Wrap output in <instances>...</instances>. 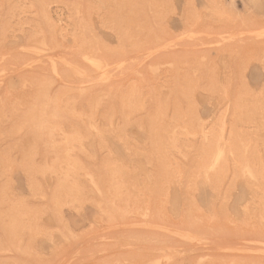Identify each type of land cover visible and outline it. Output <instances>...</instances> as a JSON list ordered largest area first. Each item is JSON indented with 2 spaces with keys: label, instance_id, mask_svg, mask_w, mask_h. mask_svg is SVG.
<instances>
[{
  "label": "rangeland",
  "instance_id": "374dc122",
  "mask_svg": "<svg viewBox=\"0 0 264 264\" xmlns=\"http://www.w3.org/2000/svg\"><path fill=\"white\" fill-rule=\"evenodd\" d=\"M263 199L264 0H0V264H264Z\"/></svg>",
  "mask_w": 264,
  "mask_h": 264
},
{
  "label": "bare ground",
  "instance_id": "6f19581e",
  "mask_svg": "<svg viewBox=\"0 0 264 264\" xmlns=\"http://www.w3.org/2000/svg\"><path fill=\"white\" fill-rule=\"evenodd\" d=\"M105 3V2H104ZM106 5V4H105ZM104 5V6H105ZM106 7V6H105ZM157 14V13H156ZM96 16V15H95ZM112 20V19H111ZM98 22V21H97ZM103 22V21H102ZM149 23V22H148ZM142 25V24H141ZM68 36V35H67ZM70 38V37H69ZM74 42V41H73ZM91 62L93 61V59H89ZM89 60H88V62H89ZM87 61V60H86ZM91 62H89V64H93L94 65V63H91ZM100 62V61H99ZM67 64H69L70 65V63H67ZM93 65H91L92 67H93ZM96 65H99V63L98 64H96ZM102 65V64H101ZM100 66V65H99ZM94 67H95V65H94ZM105 67H106V65H105ZM97 68H98V66H97ZM96 68V69H97ZM83 71V70H82ZM81 71V72H82ZM97 71H98V69H97ZM101 71V70H100ZM75 73H77V72H75ZM79 73V72H78ZM83 73V72H82ZM103 73V72H102ZM81 74V73H80ZM77 75V74H76ZM82 75H84V73L82 74ZM86 75V74H85ZM105 74H103V76H104ZM192 89H193V87H192ZM202 89H204V88H202ZM191 90V89H190ZM206 94V93H205ZM42 95V94H41ZM47 95V94H46ZM44 95H42V97H43ZM129 98H130V96H129ZM43 104V103H42ZM42 104H41V106H42ZM191 105H193V104H191ZM193 107V106H192ZM40 108V107H39ZM199 108V107H198ZM42 109V108H41ZM95 109V108H94ZM112 112H114V111H112ZM122 119V118H121ZM194 120H196V119H194ZM200 120V119H199ZM31 121V120H30ZM29 121V122H30ZM186 121V120H185ZM196 122V121H195ZM131 123H133V122H131ZM34 124V123H33ZM124 124V123H123ZM134 124V123H133ZM132 124V125H133ZM200 123H198V124H196V126L197 125H199ZM124 125H127V124H124ZM136 125V124H135ZM35 126V125H34ZM129 126V125H128ZM138 127V126H137ZM199 128V127H198ZM205 131V130H204ZM80 132V131H79ZM162 132V131H161ZM206 132V131H205ZM164 134V133H163ZM205 134V133H204ZM104 135H107L106 133H104ZM32 136V135H31ZM108 136V135H107ZM205 136V135H204ZM159 137V136H158ZM111 138V137H110ZM112 139H114V138H112ZM220 139V138H219ZM222 139V138H221ZM120 140V139H119ZM157 140V139H156ZM119 142V141H118ZM52 143V142H51ZM156 144V143H155ZM228 145V144H227ZM35 146V145H34ZM94 146V145H93ZM124 146V145H123ZM33 147V146H32ZM37 147V146H36ZM95 149V148H94ZM115 149V148H114ZM219 149V148H218ZM33 150V149H32ZM133 151V150H132ZM220 152H221V150H219ZM216 153V152H215ZM231 154V153H230ZM66 155V154H65ZM215 155V154H214ZM214 155H213V157H214ZM217 155H218V152H217ZM217 155H215V156H217ZM220 155H222V153L220 154ZM126 156V155H125ZM219 156V155H218ZM71 158V157H70ZM73 158V157H72ZM128 158H129V156H128ZM138 158V157H137ZM136 158V159H137ZM218 158V157H217ZM219 158H220V156H219ZM68 159V158H67ZM217 161H219V160H217ZM245 162V161H244ZM218 163V162H217ZM239 163V162H238ZM106 164H108V163H106ZM130 164V163H129ZM248 164V163H247ZM116 166V165H115ZM83 167V166H82ZM102 167V166H101ZM110 168V167H109ZM115 168V167H114ZM75 169V168H74ZM21 170H23L22 168H21ZM76 170H77V168H76ZM85 170H87V169H85ZM125 170V169H124ZM244 170V169H243ZM246 170V169H245ZM249 171V170H248ZM30 172V171H29ZM91 172V171H90ZM117 173V172H116ZM123 173H124V171H123ZM26 174V173H25ZM67 174V173H66ZM65 174V176H67ZM248 174V173H247ZM78 175V174H77ZM117 175V174H116ZM139 175V174H138ZM251 175V174H250ZM91 177V176H90ZM139 177V176H138ZM124 178V177H123ZM128 179V178H127ZM138 179V178H137ZM61 180V179H60ZM110 180V179H109ZM129 180V179H128ZM139 180V179H138ZM62 181V180H61ZM93 181V180H92ZM133 181V180H132ZM137 181V180H136ZM135 181V182H136ZM140 182V181H139ZM80 183V182H79ZM133 183V182H132ZM75 185H77L76 183H74ZM73 184V185H74ZM62 185V184H61ZM96 186V185H95ZM139 187V186H138ZM68 188V187H67ZM112 188V187H111ZM140 188V187H139ZM141 189V188H140ZM133 190V189H132ZM75 192V191H74ZM97 192H99L98 190H97ZM113 192H115V191H113ZM138 192V191H137ZM38 193V192H37ZM77 193V192H76ZM75 193V194H76ZM180 193V192H179ZM181 194V193H180ZM216 194V193H215ZM251 198V197H250ZM67 199V198H66ZM182 199H183V197H182ZM142 200H143V198H142ZM263 201H264V199H263ZM69 202V201H68ZM64 203V202H63ZM112 204H114V203H112ZM92 206V205H91ZM107 207H109V206H107ZM110 209V208H109ZM117 210H118V208H117ZM13 211H14V209H13ZM141 211V210H140ZM145 211V210H144ZM148 211V210H147ZM181 211V210H180ZM99 212H100V210H99ZM137 212V211H136ZM143 213V212H142ZM181 213V212H180ZM102 214V213H101ZM184 214H186V212L184 213ZM15 215V214H14ZM21 215V214H20ZM187 215V214H186ZM185 215V216H186ZM19 216V215H18ZM102 216H105V215H102ZM128 216V215H127ZM142 216H144V217H146L145 215H142ZM17 217V216H16ZM143 217V218H144ZM19 218H21V217H19ZM141 218V217H140ZM147 218V217H146ZM53 219V218H52ZM101 222V221H100ZM143 222H145V221H143ZM143 222H141V223H143ZM134 223V222H133ZM139 223V222H138ZM148 223V222H147ZM185 223V222H184ZM98 224V223H97ZM132 224V223H131ZM134 224H136V223H134ZM144 224H146V223H143V225ZM36 225V224H35ZM103 225V224H102ZM122 225V224H121ZM148 225H149V223H148ZM184 225H187V224H184ZM25 226V225H24ZM118 226H119V224H118ZM147 226V225H146ZM189 227V226H188ZM5 229V228H4ZM10 229V228H9ZM167 231V230H166ZM57 232V231H56ZM170 233L172 232V231H169ZM186 232V231H185ZM59 233V232H58ZM177 233V232H176ZM195 233H197V232H195ZM191 234V233H190ZM61 235V234H60ZM198 235V234H197ZM197 235H194L195 237L197 236ZM43 237V236H42ZM63 237V236H62ZM178 237H179V235H178ZM182 238H184V237H181V239ZM185 238H189L188 236L187 237H185ZM184 238V239H185ZM204 238V237H203ZM49 238H47V240H48ZM64 239V238H63ZM134 239V238H133ZM190 239V238H189ZM195 239H198L197 237L196 238H194V240ZM202 239V238H201ZM204 239H206V237L204 238ZM45 240H46V238H45ZM50 240V239H49ZM143 240V239H142ZM183 240V239H182ZM191 240V239H190ZM193 240V239H192ZM203 240V239H202ZM258 240V239H257ZM256 240V241H257ZM48 242V241H47ZM129 242V241H128ZM196 242H198V241H196ZM52 243V242H51ZM261 243H262V241H261ZM124 244V243H123ZM262 244H264V242L262 243ZM53 245V244H52ZM129 246V245H128ZM165 247V246H164ZM167 247V246H166ZM172 248H173V246H171ZM261 247V246H260ZM260 247H258V249L260 248ZM169 248H170V246H169ZM167 249V248H166ZM261 249H262V247H261ZM51 250V249H50ZM17 251V250H16ZM73 251H75V250H73ZM261 251V250H260ZM262 252V251H261ZM260 252V253H261ZM264 253V252H263ZM73 254V253H72ZM77 254V253H76ZM167 258V257H166ZM155 259H153V261H154ZM158 260V259H157ZM199 260H201V259H199ZM153 261H151V262H153ZM159 261V260H158ZM150 262V263H151ZM154 263V262H153ZM159 263H160V261H159ZM190 263V262H189ZM181 264V263H180Z\"/></svg>",
  "mask_w": 264,
  "mask_h": 264
},
{
  "label": "clouds",
  "instance_id": "9594fccd",
  "mask_svg": "<svg viewBox=\"0 0 264 264\" xmlns=\"http://www.w3.org/2000/svg\"><path fill=\"white\" fill-rule=\"evenodd\" d=\"M42 103H43V109L46 110V109L52 108L55 104V101H53L51 98L47 96H44L42 98ZM33 123L35 127L41 131L48 127V120L46 116L44 115V111H39L33 117Z\"/></svg>",
  "mask_w": 264,
  "mask_h": 264
}]
</instances>
